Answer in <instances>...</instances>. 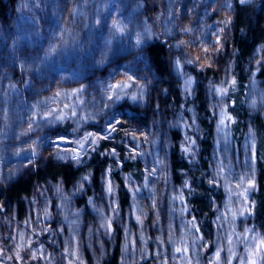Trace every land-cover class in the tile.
I'll return each instance as SVG.
<instances>
[{"label":"rangeland","instance_id":"obj_1","mask_svg":"<svg viewBox=\"0 0 264 264\" xmlns=\"http://www.w3.org/2000/svg\"><path fill=\"white\" fill-rule=\"evenodd\" d=\"M157 2L154 15L147 19L142 0H19L16 8L11 11V18L0 22V98L5 97L6 104L13 106L18 102L26 108L29 104L35 105L40 99L38 95H44L48 91L50 102H57V106L46 114L38 112L36 115V111H30L25 120L22 119L24 114L16 112L19 117L14 127L17 136L19 140L22 138L21 143L32 144L31 151L29 146L25 145L30 154L26 159H21L23 165L19 168H15L18 161L0 158V253L8 244L13 248L11 255L14 259L20 261L22 257H28L32 264H102L107 256L106 245H115L117 224L123 222L124 238L132 236L127 242L128 255L134 253L135 257L134 263L129 264H140L142 261H148L150 264H244L240 261L243 254L250 257L247 264H252L253 260L256 264H264V245L261 244L264 228L257 227L253 214V191L258 180V136L252 119L256 114L264 118V86H261L258 78L264 67V44H260L251 59L250 78L245 91V106L250 116L242 142L247 147L244 171H252V181H247L240 193L233 190V187L240 189L239 178L235 181L229 178V175L233 179L238 175L237 169L236 173L229 174L227 169L219 165L206 172L205 186L209 190L217 189V193L220 192L224 197L221 201L208 197L211 211H216L214 219L210 221V225L215 226L214 234L203 224L205 221L194 217L192 212L193 199L190 197L194 192L205 193L198 189L194 171L201 156V149L198 141L199 129L195 122L197 116L193 110L189 111V108L184 107L180 116V154L189 163L191 171L184 172L179 182L175 180L170 168L172 144L167 138L168 133L165 139H162L159 132L161 124L166 122L164 114L158 113L159 117L154 125L152 123L146 127L123 128V114L116 111L110 103L113 97L93 105L91 109L94 113L95 109H101L100 116L88 114L90 107L85 98L89 91L86 89L88 82L85 81L93 80L91 77L98 76L104 64H109L119 57L114 54L110 61L96 64L95 69L90 68L87 64H90L92 58L88 63H84L81 57L76 55L79 48H82L77 41L83 40L87 34L91 40L98 36L100 46L103 44L101 40H106L108 32L112 37L110 44L125 43L124 51L128 61L133 63L132 67L128 72H124L117 70L116 65H111L110 75L99 81L98 89L104 91V80L113 89L123 90V95L116 99L118 101L125 99L128 92L137 85V95L145 105L150 98L155 77L147 71L148 60L144 50L146 43L138 34L144 35L143 29L147 30V25H150L154 29V37L164 38L169 44L173 76L184 105L195 94L194 72L216 71L219 63L224 61L216 76L210 75L208 78L207 87L213 98L209 106L216 123V148L219 150L222 147L224 151L225 140L230 142L236 160L230 124L232 116L228 111V95L234 82L233 53L227 46L228 31L237 2L258 4L259 1ZM58 7L60 11L64 10L61 17L63 20L59 18ZM44 8L48 11L50 22H46L43 17ZM77 11L78 17L75 16ZM87 12L91 18H95H92L94 23L84 21ZM96 18H101L99 24ZM68 21L75 24L69 25ZM116 25L119 26L118 29ZM132 25L141 31L127 34V28ZM36 26L38 34L32 37ZM66 40L69 41L70 47L65 48L63 41ZM76 46L77 49L72 51L71 47ZM107 50L106 54L110 52ZM74 64L78 70H72ZM39 67L46 69L43 74L45 77L41 78L46 85L36 77V69ZM61 67L65 70L59 79L57 72L61 71ZM68 68L69 74L65 72ZM144 72H148V75ZM53 73H56V77L51 79ZM17 75L24 79V82ZM77 84L84 88L83 91L74 95L68 93L70 97L66 98L67 90H61L60 86L72 87ZM2 108L0 106V123L3 127L2 120L5 115ZM67 120L72 122L73 130L68 133H51V125ZM1 133L0 128V152L15 145L12 139H6ZM118 133H121L123 140ZM103 142L109 144L103 155L113 160L120 172L119 179L113 174L112 165L105 166L100 173L97 187L94 183V173L89 171L87 175H80L74 186L66 190H62L64 184L56 186V192L50 189V185L36 187L29 199L28 214L24 222L19 221L14 208H10L11 214L7 213L5 206L9 203L3 200V188L25 176L31 168H35L39 160L43 161L53 155L57 156L58 162H72L80 166L89 161L92 153L100 148ZM57 151L59 152L56 153ZM14 155L17 157V154ZM122 155L141 160V181L123 170ZM239 160L243 162V158ZM119 180L123 182L130 196L131 202L125 210L119 198L122 188ZM89 190L93 193L88 196L86 206H79V198L86 197ZM228 209L230 211L227 213ZM166 227L169 232H165ZM178 231L181 233L176 237L175 233ZM74 234L77 239L76 247L71 248L70 241ZM189 241L195 242L196 251L189 250L186 246ZM254 242H257L258 247L251 255L249 251ZM0 255L3 256V253ZM127 258L124 264H127ZM4 261L0 256V264H5Z\"/></svg>","mask_w":264,"mask_h":264},{"label":"trees","instance_id":"obj_2","mask_svg":"<svg viewBox=\"0 0 264 264\" xmlns=\"http://www.w3.org/2000/svg\"><path fill=\"white\" fill-rule=\"evenodd\" d=\"M19 0H0V22L2 21H8L11 18V11L16 8V5ZM144 2L143 5V11L145 13V16L147 19H151V15H154L157 5V0H142ZM258 4L256 3H239L237 2L234 6V16L233 21L231 23L230 29L228 31L229 33V41L227 42L228 50L233 53V66H234V82L231 85V89L229 91L228 95V111L232 119L231 121V132L233 136V140L235 143V153L237 154L236 160L234 157V154L231 151V144L230 142L227 143L225 140L224 143V151L223 148H219L217 150L216 147H218L217 140H216V123L215 120L212 118V114L210 112V106L209 102L212 98L211 93L209 92V88L207 87L208 78L210 75H215L217 72L220 71L221 67L224 64V61H221L219 63L218 69L216 71L214 70H208L207 72H194L195 78H196V89L195 94L192 99L185 102L186 105H184V101L181 97L180 89L176 83V80L173 76V66H172V60H171V53H170V47L169 44H167L163 39H156L154 37V29L152 26L147 25V30L143 29L145 32L144 35L138 34L139 37H142L146 43L144 50L147 55L148 60V72L152 73L155 77V82H153V86L151 89L150 98L146 101V104H142L141 98L138 97L136 91L137 85L133 87V89L128 92V96L125 99L116 100L118 96L123 95V90L121 89H113V87L110 84H107L104 82L106 77L110 75V69L112 66L116 65L115 67L117 70H124V72H128V70L132 67L133 63H130L127 59V55L125 50V43H119L117 45L110 44L112 37L107 32V38L106 40L103 39L102 45L99 46L98 44V36L94 39L88 38V34L83 40H78L77 42L80 44L79 48L80 50L77 52L76 55L81 57L84 63H88V61L91 60L90 64H87L90 66V68L96 67V64H104L107 60H111L114 56H118L119 58H115L111 63L104 64L102 72L98 73V76H93L91 79L93 80H86L85 82H88V87L86 89L89 91L88 96H86L85 99H87V104L90 107V110L88 111L90 116H100L101 109L97 108L95 109V113L92 111L93 105H95L97 102L102 103L105 100L109 99L110 97H113L110 103L114 106L116 111H119L123 114L125 123L123 125V128L130 129V127L133 126H148L158 120L159 114H164L166 117V122L164 124H161L159 127V132L162 136V139H165L167 136L166 133H168L167 138L170 139L172 147L170 149V168L171 171L175 177V180L177 182L180 181L182 174L184 172H190L191 167L189 163L182 157L180 154V143L182 142V133H181V122H180V116L182 109L184 107L189 108L190 110L194 111V114L197 116V120L195 121L198 129L199 134L198 135V141L200 144V159L198 161V164L194 167V171L196 174V180L198 183V189L202 192L205 191V193H196L190 197L193 199V216L197 217L198 219L204 220L205 223L203 224L207 226L211 233L214 234L215 232V226L213 224L210 225V221L215 216L216 211L213 209L211 211V207L209 206V200L208 197H214L216 198V201L223 200L224 197H222L221 193H217V189L212 188L209 190L205 186V178L207 171H212V168H215L219 165L223 166L225 169H227V172L229 174L236 173L235 169L238 170V175L234 177L229 178L232 181H235L239 178L241 184L240 189L238 190L237 187H233V190L242 192L243 185L248 181H252L253 173L250 170L247 172L244 171V166L247 163V147H245V143L243 142V139L245 137L246 128L248 126V119H249V113L246 110L245 106V91H246V84L249 81L250 78V69L249 64L251 62V59L253 56H255L256 52L258 51V48L260 44H264V0H258ZM59 12V18H61L64 15V10L60 11V7H58ZM81 12V11H80ZM43 17H45L46 22H50V19H48V11L46 8L42 10ZM66 13V11H65ZM75 16H79V11L75 13ZM86 20L85 22L91 24L94 23L92 18L90 17L89 13L87 12L84 16ZM62 19V18H61ZM95 19V18H94ZM97 19V18H96ZM63 20V19H62ZM98 20V24L101 21ZM113 20V19H112ZM70 21V20H69ZM68 21V23H69ZM120 23V22H119ZM75 22H70L69 25H74ZM78 25V23L76 24ZM67 26V24H66ZM117 26V25H116ZM135 26H137L135 24ZM132 25L131 28H127V34L133 33L134 31L138 30V27H135ZM119 26H117V29ZM37 26L32 33V37L38 34L37 32ZM119 31V30H118ZM141 31V30H138ZM137 31V32H138ZM136 32V33H137ZM126 33V32H125ZM1 27H0V39H1ZM96 35V34H95ZM94 37V36H93ZM92 37V38H93ZM74 41V40H73ZM95 43H94V42ZM108 41V43H107ZM65 44V48L70 47L69 41H63ZM34 44L37 45L35 42ZM109 45V46H108ZM114 46V47H113ZM78 46L71 47L72 51L76 50ZM63 48V46H62ZM110 50L108 54H106L105 50ZM113 51L111 52V50ZM103 50V51H102ZM123 54V55H122ZM91 56V57H90ZM96 61V63H95ZM31 62V61H30ZM112 65V66H111ZM64 68V67H63ZM72 70H78L74 65H72ZM65 70V69H64ZM64 70H59L57 74L59 75V79H61V74L64 73ZM46 69L45 67H39L36 69V77L37 79L42 82L41 78L45 77L43 74L45 73ZM69 68L65 71L67 74H69ZM148 72H144L148 75ZM76 73V71H75ZM56 73H53L51 75V79H54L56 77ZM151 75V76H152ZM17 77L24 82V79ZM258 78L260 79V83H262L261 86H264V67L261 69V71L258 74ZM49 79V82L51 81ZM103 80L104 85V91L98 89L99 87V81ZM98 80V81H97ZM46 85V83H44ZM84 86V85H83ZM122 85H119V87ZM85 87V86H84ZM38 88V87H37ZM61 90L65 89L67 90L66 98L69 99V94L77 93L78 91H83L81 85H75V86H69V87H63L60 86ZM264 89V88H263ZM262 92V90H261ZM264 92V91H263ZM69 93V94H68ZM9 97V95H8ZM38 98H40L35 105L29 104L25 107H22V105L18 102L15 103V105L12 106V104H9L4 101L5 97L0 98V106L3 107L5 118H3V127L0 123V128L2 129L3 136L7 139L9 137L12 139V141L15 143L12 147H6L5 150L0 152V158L9 160V161H18L16 163L15 168H19L20 165H23V157L26 159L28 155L30 154V144L32 143H21L22 138L19 140V136H17V130L14 129L15 127V121L19 119L18 115L16 114L17 111H19L23 117L22 119L25 120L26 114L31 111V113H35L36 115L38 112L41 113H48L50 110L54 109L55 106H57V102L54 101L53 103L50 102V92L46 91L44 95L39 94ZM68 99H65L67 101ZM56 100V99H54ZM192 107V109L190 108ZM28 108V109H27ZM33 111V112H32ZM93 112V113H92ZM127 112V114H126ZM30 113V114H31ZM159 113V114H158ZM92 114V115H91ZM110 114V113H109ZM191 114V113H190ZM105 118L107 115L104 116ZM253 124L257 132L258 136V158H257V169L256 174L258 176L257 183L255 185L254 191H253V202H254V222H256L258 228H264V118L260 115H254L252 116ZM21 120V119H20ZM44 124V123H43ZM56 124V122H55ZM54 126L51 125L50 131L52 134H60V133H68L71 130H73L74 126L72 122L70 121H64L63 123L56 124ZM126 131V130H123ZM40 135H42L39 132ZM119 134V133H118ZM123 140L121 133L118 135ZM35 139V138H34ZM25 145L29 146V150L25 148ZM108 143L103 142L102 146L98 149H96L92 156L90 157L89 161L85 162L83 165L76 166L72 162H58L56 157H53V155L49 156L45 160H39L37 162V165L35 168H31L32 170H29V172L13 182H11L9 185L3 188L2 197L3 200L6 203H9L7 206H5L6 211L8 214H11V209L14 208L15 213L19 221L24 222L27 214H28V205H29V199L32 195L33 190L37 187H47L50 185V189H52L53 192H56V186H60V184H64V188L62 190H66L70 187H73L75 182L77 181L78 177L80 175H87L89 171H92L94 173V183L95 187L98 185V179L100 176V173L104 170L105 166L112 165L113 168V174L116 178L119 179L120 172L119 169L114 164L113 160L107 157V155H103V152L105 149L108 148ZM245 148V150H244ZM245 151V154H244ZM57 151L56 153H58ZM14 154H17V157H15ZM21 156V157H19ZM121 163L123 166V170L127 173H129L132 177L140 180L142 177L143 172V163L141 160L133 159L132 157H125L124 155L121 156ZM239 158H243V162L239 160ZM245 163V164H244ZM15 166V164H13ZM213 173V172H212ZM248 174V175H247ZM228 178V179H229ZM121 182V180H119ZM141 181V180H140ZM239 182V181H238ZM122 188L120 189L119 198L121 202V206L123 210L126 209V207L130 204V196L127 193L123 182ZM124 187V188H123ZM93 193L92 190L88 191V194L86 197L79 198L78 204L79 206H86L88 196H90ZM239 193V195H240ZM62 193L60 192V195ZM69 194V193H68ZM67 194V196H69ZM205 194V195H204ZM63 197V195H61ZM207 196V199H206ZM240 201V197H239ZM57 202H55L56 204ZM240 203V202H239ZM91 208V207H90ZM94 210V209H93ZM230 209H228L226 212L228 213ZM96 212V211H94ZM231 213V212H230ZM72 215V214H71ZM167 220V219H166ZM56 223V222H54ZM167 225V224H166ZM256 226V225H255ZM56 227V226H55ZM118 231H116L115 235V245H106V253L107 256L102 264H124L126 263L127 258V264L134 263L135 257L134 253H130L128 255V241L132 238L130 235L127 238H124V233L122 230L123 222L117 224ZM179 227V226H177ZM167 229V227H166ZM169 232L168 229L165 230V232ZM209 231V232H210ZM179 233L176 232L175 236H179ZM85 236V230L83 229V238ZM82 238V239H83ZM71 238H68V240ZM124 239V243L122 240ZM262 241H264V233L262 235ZM76 235L74 234L72 241H70L71 248L76 247ZM153 243V241H152ZM122 244V246H121ZM257 242H254V245H252V248L250 249L251 255H253L258 247ZM6 247V245H4ZM113 246V247H111ZM186 246L189 248V250L196 251L195 242L189 241L186 243ZM13 248L7 244L6 249L2 248V257L3 260H5V264H32L30 261V258L22 257L20 261L14 259V257L11 255ZM127 251V254H126ZM213 251V249H212ZM254 252V253H253ZM0 253V254H2ZM126 254V258L124 259ZM98 255V254H97ZM13 258V259H11ZM250 257L248 255L243 254V257H241L240 261H243L244 264H247V261ZM262 260V259H261ZM264 261V260H263ZM37 264V263H36ZM140 264H150L148 261H142Z\"/></svg>","mask_w":264,"mask_h":264},{"label":"snow or ice","instance_id":"obj_3","mask_svg":"<svg viewBox=\"0 0 264 264\" xmlns=\"http://www.w3.org/2000/svg\"><path fill=\"white\" fill-rule=\"evenodd\" d=\"M109 190L111 191V188ZM261 244L264 245V241H261ZM252 264H256L255 260L252 261Z\"/></svg>","mask_w":264,"mask_h":264}]
</instances>
